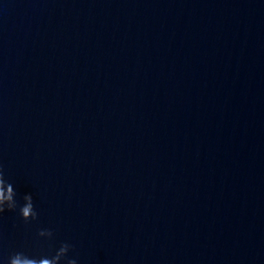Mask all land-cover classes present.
<instances>
[{"label":"water","instance_id":"95a60500","mask_svg":"<svg viewBox=\"0 0 264 264\" xmlns=\"http://www.w3.org/2000/svg\"><path fill=\"white\" fill-rule=\"evenodd\" d=\"M0 165V264H264V0H0Z\"/></svg>","mask_w":264,"mask_h":264},{"label":"clouds","instance_id":"9594fccd","mask_svg":"<svg viewBox=\"0 0 264 264\" xmlns=\"http://www.w3.org/2000/svg\"><path fill=\"white\" fill-rule=\"evenodd\" d=\"M17 192L13 184L5 179L3 166L0 165V215L5 211H16L19 208V215L25 224L38 219V212L33 203L32 194L23 196L24 203L18 205L16 200ZM37 242H48L50 251L39 255H28L24 251H16L8 256L6 264H78V259L70 256L74 246L67 242H60L56 247L54 241V231L48 228H41L37 233ZM78 255V254H77Z\"/></svg>","mask_w":264,"mask_h":264}]
</instances>
